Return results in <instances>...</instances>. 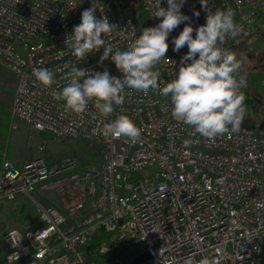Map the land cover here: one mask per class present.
<instances>
[{
	"label": "built area",
	"instance_id": "2783aa9c",
	"mask_svg": "<svg viewBox=\"0 0 264 264\" xmlns=\"http://www.w3.org/2000/svg\"><path fill=\"white\" fill-rule=\"evenodd\" d=\"M136 1L144 13L140 22L128 0H0V66L17 77L11 128L23 122L99 152L95 166H83L77 156L17 163L0 145V202L23 198L37 214L32 228L7 231L1 264H131L144 252L149 258L139 264H198L205 256L213 264H264V131L241 127L210 143L175 121L169 101L151 91L126 89L123 105L108 118L92 103L83 114L65 111L64 102L53 97L69 83L71 66L121 76L111 58L100 64L103 49L78 60L65 39L81 22V13L94 7L97 18L107 16L117 26L107 42L114 51L125 50L143 28L159 23L149 0ZM209 6L231 7L244 26L223 45L229 50L264 30V0H209ZM181 11L194 28L206 22L200 0H186ZM184 26L169 35L167 59L156 68L161 81L175 78L188 51L187 46L173 51V38ZM34 68L54 73L51 88L36 81ZM239 75L247 81L245 94L251 81ZM246 107L243 122L252 124L247 119L253 108ZM120 114L141 129L138 143L97 134L102 122ZM190 139L197 142L185 147ZM45 148L46 141L40 149ZM75 187L84 191L63 208L46 203L47 191ZM140 245L143 249L132 256L126 251Z\"/></svg>",
	"mask_w": 264,
	"mask_h": 264
},
{
	"label": "clouds",
	"instance_id": "9594fccd",
	"mask_svg": "<svg viewBox=\"0 0 264 264\" xmlns=\"http://www.w3.org/2000/svg\"><path fill=\"white\" fill-rule=\"evenodd\" d=\"M149 2L152 17L159 23L143 28L125 50L114 51L105 39L117 27L107 16L97 18L94 7L81 13V22L66 36L65 45L82 61L90 53L103 49L100 64L111 58L121 76H113L108 70L90 72L83 67L65 65L70 67L69 83L53 92L54 99L63 101L65 111L75 114L85 113L92 103L100 116L108 118L123 105L126 89L144 94L151 91L169 101L171 117L189 126L193 136L214 143L219 137L238 133L247 112L242 91L247 81L239 75L242 65L236 53L223 47L228 39H235L244 31V26L235 20L234 10L231 7L213 10L209 0H200L207 13L206 22L194 28L190 17L181 11L186 0H166V7L161 6V0ZM194 14L199 17V12ZM182 23L183 30L172 41L173 51L179 52L185 46L188 51L181 57L175 78L161 81L156 68L167 59L170 33ZM33 75L45 88L55 83L54 73L47 68H34ZM97 134L124 137L132 144L141 140V129L124 114L102 122ZM196 142L190 139L183 143L190 148ZM198 264H213V261L205 256Z\"/></svg>",
	"mask_w": 264,
	"mask_h": 264
},
{
	"label": "rangeland",
	"instance_id": "374dc122",
	"mask_svg": "<svg viewBox=\"0 0 264 264\" xmlns=\"http://www.w3.org/2000/svg\"><path fill=\"white\" fill-rule=\"evenodd\" d=\"M245 46L239 47L238 45L232 47L231 51L236 53L242 65L240 73L249 77L252 85L245 93V104L252 106L254 115L248 118L247 121L259 124L264 120V60L260 57V53L264 52V32L260 35L256 34L249 42V56L243 54ZM11 105L7 106L11 109ZM44 141H46V148L41 150L40 147ZM4 148L7 158L17 163H23L26 160L40 157L45 158L48 162H58L67 156H77L79 158L87 150H90L88 145L81 140L71 142L49 137L47 134H41L32 130L28 124L23 122L19 123L18 128H11L9 141ZM98 156L99 153L95 158L96 164ZM83 191V187H75L61 193L49 190L46 192V200L51 204L63 208V205L67 201ZM36 223L37 214L33 206L23 198L0 202V264L6 253L4 237L7 231L13 227L29 229L35 226ZM140 249H143V245L131 250L129 249L127 252L130 251V256H132L131 254H136Z\"/></svg>",
	"mask_w": 264,
	"mask_h": 264
},
{
	"label": "trees",
	"instance_id": "16d2710c",
	"mask_svg": "<svg viewBox=\"0 0 264 264\" xmlns=\"http://www.w3.org/2000/svg\"><path fill=\"white\" fill-rule=\"evenodd\" d=\"M129 1V5L130 7L133 9L136 20L138 22H140L141 20H143V8L141 6V4H139L136 0H128ZM264 30H260L255 32L251 37H249L248 39H246V41H244L241 45H239V47H241L242 45H246L243 49V54L245 56H249V42L253 39V36H256V34L260 35L261 33H263ZM263 37V36H262ZM241 74V73H239ZM244 75V74H242ZM11 121H12V117H11V109L5 105L2 104L0 102V145H2L3 147L6 146V144L9 141L10 138V132H11ZM48 136V135H47ZM52 137V136H49ZM54 138V137H53ZM99 152H95L90 150H87L86 153L82 154L81 156H79L82 165L83 166H95L97 165L95 163V158L97 156ZM2 153L0 152V163L2 161ZM46 203H49L48 200H46ZM104 235L103 231H100V237H102ZM130 248H128L127 250H129ZM126 250V251H127ZM130 253V251H129Z\"/></svg>",
	"mask_w": 264,
	"mask_h": 264
},
{
	"label": "crops",
	"instance_id": "0c3cea01",
	"mask_svg": "<svg viewBox=\"0 0 264 264\" xmlns=\"http://www.w3.org/2000/svg\"><path fill=\"white\" fill-rule=\"evenodd\" d=\"M7 70L0 66V102L11 105L17 87V77Z\"/></svg>",
	"mask_w": 264,
	"mask_h": 264
},
{
	"label": "water",
	"instance_id": "95a60500",
	"mask_svg": "<svg viewBox=\"0 0 264 264\" xmlns=\"http://www.w3.org/2000/svg\"><path fill=\"white\" fill-rule=\"evenodd\" d=\"M241 127L248 128V129H259L264 131V120L261 121L259 124L257 123H252V124H247L245 122L242 123ZM149 258V254L147 252L142 253L139 255L131 264H139Z\"/></svg>",
	"mask_w": 264,
	"mask_h": 264
},
{
	"label": "flooded vegetation",
	"instance_id": "af4514ba",
	"mask_svg": "<svg viewBox=\"0 0 264 264\" xmlns=\"http://www.w3.org/2000/svg\"><path fill=\"white\" fill-rule=\"evenodd\" d=\"M260 57L264 60V52L260 53Z\"/></svg>",
	"mask_w": 264,
	"mask_h": 264
}]
</instances>
